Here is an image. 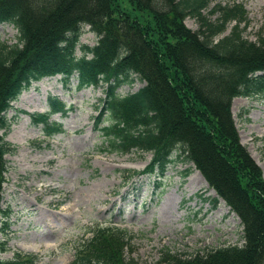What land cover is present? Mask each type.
<instances>
[{"label": "trees", "instance_id": "obj_1", "mask_svg": "<svg viewBox=\"0 0 264 264\" xmlns=\"http://www.w3.org/2000/svg\"><path fill=\"white\" fill-rule=\"evenodd\" d=\"M129 1L152 22L122 9L119 0H0V25L12 23L19 31V43H0V221L6 225L11 212L3 207L5 156L14 150L6 140L11 103L45 77H76L79 89L107 86L95 117L107 149L151 152L148 174L164 172L178 159L193 163L217 192L215 202L224 199L242 220V246L182 256L166 251L158 264H264V180L231 111L236 97L264 98V37L243 35L247 20L240 3L213 6L218 16L212 20L205 11L214 0ZM190 17L198 30L185 26ZM86 26L98 36L93 47H79ZM134 81L145 84L119 94L122 84ZM50 100L52 110L36 121L52 135L57 129L49 119L66 104ZM102 224L76 243L72 264H134L107 244L128 245L132 235ZM25 255L0 264L39 259Z\"/></svg>", "mask_w": 264, "mask_h": 264}, {"label": "rangeland", "instance_id": "obj_2", "mask_svg": "<svg viewBox=\"0 0 264 264\" xmlns=\"http://www.w3.org/2000/svg\"><path fill=\"white\" fill-rule=\"evenodd\" d=\"M119 2L142 22H152L129 0ZM234 2L246 12L243 35L252 41L264 37V0H214L205 14L215 20L218 14L211 12L213 6ZM184 24L199 29L194 18ZM97 42V34L86 26L79 47ZM0 43H19L17 27L1 24ZM144 84L124 83L118 92L126 96ZM77 86L76 77L69 82L61 75L45 77L24 90L7 112L6 140L14 150L5 156L3 207L11 212L6 225L0 221L2 261L33 254L39 257L35 264H72L76 243L89 236V228L102 223L120 225L132 235L128 245L111 239L107 244L134 264H158L166 251L196 255L245 243L241 218L224 199L215 202L217 192L193 163L178 159L164 172L148 174L144 170L151 152L121 154L107 149L104 135L95 127L107 86ZM50 98L66 104L64 111L49 119L57 129L52 135L36 121L52 110ZM231 111L240 142L264 180V98L236 97ZM199 174L205 182L197 186Z\"/></svg>", "mask_w": 264, "mask_h": 264}, {"label": "bare ground", "instance_id": "obj_3", "mask_svg": "<svg viewBox=\"0 0 264 264\" xmlns=\"http://www.w3.org/2000/svg\"><path fill=\"white\" fill-rule=\"evenodd\" d=\"M199 176H200V178L199 179H196L195 178V182L197 183L198 182V185L197 186H199V184H201V182H205V180L203 179V177L199 174Z\"/></svg>", "mask_w": 264, "mask_h": 264}]
</instances>
